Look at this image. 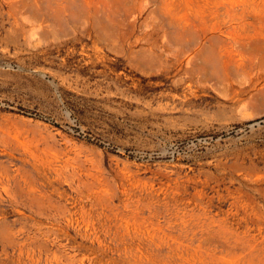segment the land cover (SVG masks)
Segmentation results:
<instances>
[{
    "label": "rangeland",
    "instance_id": "374dc122",
    "mask_svg": "<svg viewBox=\"0 0 264 264\" xmlns=\"http://www.w3.org/2000/svg\"><path fill=\"white\" fill-rule=\"evenodd\" d=\"M0 264H264V0H0Z\"/></svg>",
    "mask_w": 264,
    "mask_h": 264
},
{
    "label": "bare ground",
    "instance_id": "6f19581e",
    "mask_svg": "<svg viewBox=\"0 0 264 264\" xmlns=\"http://www.w3.org/2000/svg\"><path fill=\"white\" fill-rule=\"evenodd\" d=\"M59 15H60V14H59ZM59 15H58V16H59ZM61 17H62V16H61ZM61 17H60V18H61ZM58 18H59V17H58ZM61 19L63 20L64 18H61Z\"/></svg>",
    "mask_w": 264,
    "mask_h": 264
}]
</instances>
